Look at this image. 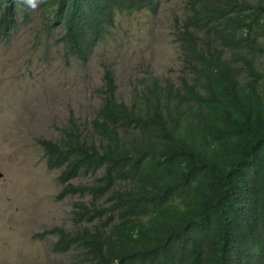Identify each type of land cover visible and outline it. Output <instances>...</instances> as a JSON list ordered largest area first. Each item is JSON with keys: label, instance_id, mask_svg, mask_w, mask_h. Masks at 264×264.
<instances>
[{"label": "trees", "instance_id": "16d2710c", "mask_svg": "<svg viewBox=\"0 0 264 264\" xmlns=\"http://www.w3.org/2000/svg\"><path fill=\"white\" fill-rule=\"evenodd\" d=\"M159 3L0 0V33L38 10L85 62L117 12ZM185 5L177 82L150 72L119 100L105 65L89 128L38 140L59 195L90 194L74 202L76 229L44 230L54 251L77 248L76 264H264V0ZM81 172L93 181L72 183Z\"/></svg>", "mask_w": 264, "mask_h": 264}, {"label": "rangeland", "instance_id": "374dc122", "mask_svg": "<svg viewBox=\"0 0 264 264\" xmlns=\"http://www.w3.org/2000/svg\"><path fill=\"white\" fill-rule=\"evenodd\" d=\"M186 12L185 0L118 12L85 62L66 52L62 27L47 29L38 10L0 33V264H76L77 248L54 251L56 233L44 230L76 229L74 202H88L90 194L59 195L60 168L47 167L38 140L57 139L72 122L89 128L102 100L105 65L119 100H128L133 84L150 72L177 82L183 66L175 27ZM94 177L81 172L71 182Z\"/></svg>", "mask_w": 264, "mask_h": 264}, {"label": "clouds", "instance_id": "9594fccd", "mask_svg": "<svg viewBox=\"0 0 264 264\" xmlns=\"http://www.w3.org/2000/svg\"><path fill=\"white\" fill-rule=\"evenodd\" d=\"M28 2L33 6V7H35V0H28ZM121 12H124V11H121ZM118 13V12H117ZM116 13V14H117ZM115 18H116V15H115ZM114 18V19H115ZM115 21V20H114Z\"/></svg>", "mask_w": 264, "mask_h": 264}]
</instances>
